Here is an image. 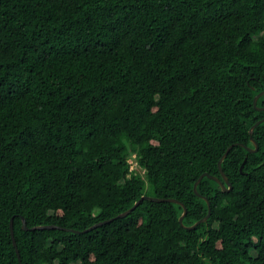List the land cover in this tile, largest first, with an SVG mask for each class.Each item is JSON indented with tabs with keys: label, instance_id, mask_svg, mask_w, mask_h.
<instances>
[{
	"label": "trees",
	"instance_id": "1",
	"mask_svg": "<svg viewBox=\"0 0 264 264\" xmlns=\"http://www.w3.org/2000/svg\"><path fill=\"white\" fill-rule=\"evenodd\" d=\"M262 91L264 0H0V264H264Z\"/></svg>",
	"mask_w": 264,
	"mask_h": 264
},
{
	"label": "water",
	"instance_id": "2",
	"mask_svg": "<svg viewBox=\"0 0 264 264\" xmlns=\"http://www.w3.org/2000/svg\"><path fill=\"white\" fill-rule=\"evenodd\" d=\"M262 96H264V91L260 92V93L255 97V100H254L255 107H256L258 110H260V111H264V107H259V106H258V100H259ZM263 122H264V119L258 121V122H257V123L251 128V131H250V132H251V136H252L251 139H252V141H253V143H254V145H255V148H250V147H248V146H246V145L244 146V147H245L248 151H250V152L256 153V152L259 151V144H258V142L253 138V132H254V130L256 129V127L259 126V125H260L261 123H263ZM233 147H234L233 145L230 146V147L228 148V150L226 151V153L224 154V156H223V157L221 158V160L219 161V168H220V172H221L222 178H220V177H218V176H214V175H210V174H206V173H205V174H203V175L199 178V180L196 182V184H195V186H194V190H195V192H196L199 196H201L202 198H204V199L207 201V203H208V205H209V212H208V214H207L206 217H204L203 219H201L200 221H198L196 224L192 225L191 227H188L189 229H193V228H195L196 226H198L199 224L208 221V219H209L210 216H211V202H210V200H209L207 197L202 196V195L198 192V186H199V183L202 181V179H203L204 177L208 176L209 178H211V179L217 181V182L220 184V186L222 187V189H223L225 192H229V191L232 190V188H233V184L230 182L228 176H227L226 173L224 172L222 165H223L224 160L226 159V157L228 156V154L230 153V151H231V149H232ZM245 162H246V160H245ZM245 162H244V164H245ZM244 164L242 165V168L244 167ZM147 199H148V200L155 201V202H173V203H177V204H180L181 206H183V208H184V212H183V214H182L181 217H180V222H181V224L183 225V221H184V218H185L186 215H187L188 209H187L186 205H184L181 201H179V200H177V199H174V198H157V197H152V196H143L138 202L135 203V205H134L131 209H129L128 211H126V212H124V213L119 214V215H118L117 217H115V218H112V219H110V220H107V221H104V222H100V223H98V224H95V225L92 226L91 228H89V229H87V230H84V231L74 230V229H67V230H69V231H71V232H74V233H78V234H80V233H85V232H89V231H91V230H93V229H95V228H97V227H99V226H101V225H104V224L110 223V222H112V221L115 220V219H118V218H124V217L128 216L133 210H135V209L141 204L142 201L147 200ZM10 228H11V234H12V238H13L14 246H15V248H16V251H17V254H18L19 260H20V262H21L20 251H19V249H18V244H17L16 237H15V231H14V220H13V218H12V220H11ZM23 228H24L25 230H28V229H29L28 226H27V224H26V221H25V220H23ZM44 228H46V229H49V228H57V226H52V225H51V226H42V227H35V228H32V229L35 230V229H44Z\"/></svg>",
	"mask_w": 264,
	"mask_h": 264
},
{
	"label": "rangeland",
	"instance_id": "3",
	"mask_svg": "<svg viewBox=\"0 0 264 264\" xmlns=\"http://www.w3.org/2000/svg\"><path fill=\"white\" fill-rule=\"evenodd\" d=\"M130 162H131V164H132V168H137V162H136V160L134 159V157H132V158L130 159Z\"/></svg>",
	"mask_w": 264,
	"mask_h": 264
}]
</instances>
